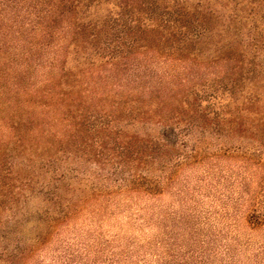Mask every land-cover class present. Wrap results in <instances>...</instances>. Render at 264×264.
I'll return each instance as SVG.
<instances>
[{
	"label": "trees",
	"instance_id": "16d2710c",
	"mask_svg": "<svg viewBox=\"0 0 264 264\" xmlns=\"http://www.w3.org/2000/svg\"><path fill=\"white\" fill-rule=\"evenodd\" d=\"M262 152L264 0H0V217L37 200L45 224L11 248L0 220V264L101 198Z\"/></svg>",
	"mask_w": 264,
	"mask_h": 264
},
{
	"label": "rangeland",
	"instance_id": "374dc122",
	"mask_svg": "<svg viewBox=\"0 0 264 264\" xmlns=\"http://www.w3.org/2000/svg\"><path fill=\"white\" fill-rule=\"evenodd\" d=\"M76 166L91 176L97 171ZM162 187L156 197L101 198L59 226L25 264H264V163L258 158L189 164ZM39 207L34 200L24 212L0 217L2 226L20 220L11 248L33 247L45 226Z\"/></svg>",
	"mask_w": 264,
	"mask_h": 264
}]
</instances>
